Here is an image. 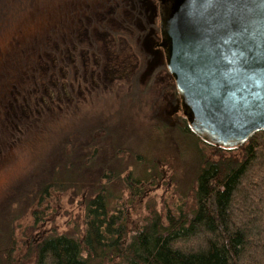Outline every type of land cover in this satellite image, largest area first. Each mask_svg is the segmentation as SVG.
Returning a JSON list of instances; mask_svg holds the SVG:
<instances>
[{"label":"rangeland","instance_id":"obj_1","mask_svg":"<svg viewBox=\"0 0 264 264\" xmlns=\"http://www.w3.org/2000/svg\"><path fill=\"white\" fill-rule=\"evenodd\" d=\"M117 1L13 0L9 17L0 16V229L21 213L31 189L49 177L68 176L63 164L72 160L75 145L93 142L127 151L136 175L137 167L143 170L151 158L165 171L158 184L150 180L120 202L117 210L127 219L129 236L153 214L166 216L189 203L185 195L191 193L193 177L188 171L199 163L196 141L182 129L188 121L174 82L161 78L166 71L157 67L145 76L161 38L159 7L148 0L151 25L145 38L131 27L135 18L121 11ZM137 17L143 27V16ZM99 74L117 80L107 86ZM21 94L23 100L17 99ZM201 145L205 156L213 158L215 149ZM49 191L53 197L15 221L24 252L15 254L18 264L33 263L24 260L36 237L32 226L47 235L81 237L85 231L83 197L69 189Z\"/></svg>","mask_w":264,"mask_h":264},{"label":"trees","instance_id":"obj_2","mask_svg":"<svg viewBox=\"0 0 264 264\" xmlns=\"http://www.w3.org/2000/svg\"><path fill=\"white\" fill-rule=\"evenodd\" d=\"M11 1L0 0V16L9 17ZM117 2L121 11L129 10L131 20L141 7L148 6L151 14L148 0ZM137 23L131 27L138 32L141 25ZM16 97L24 98L23 94ZM14 121L21 123L19 115ZM181 126L196 141L199 154V163L188 171L193 177L191 193L185 195L189 203L166 216L153 214L138 233L129 236L127 219L117 210L120 202L135 190L141 192L150 180L158 184L165 171L151 158L143 170L137 167L136 175L127 151L106 150L95 142L75 145L70 151L72 160L63 164L70 170L68 176L49 177L31 189L23 198L21 213L0 229V264H18L15 254L24 252L19 248L15 221L26 218L33 205L42 206L53 197L51 188L69 189L83 197L85 231L81 237L47 235L41 227L32 226L36 237L24 255L32 264H264V131L236 150L208 144L215 150H211L213 158H207L201 150V144L207 143L188 123ZM182 167L186 175L187 164Z\"/></svg>","mask_w":264,"mask_h":264},{"label":"water","instance_id":"obj_3","mask_svg":"<svg viewBox=\"0 0 264 264\" xmlns=\"http://www.w3.org/2000/svg\"><path fill=\"white\" fill-rule=\"evenodd\" d=\"M161 47L193 132L233 149L264 131V0H157Z\"/></svg>","mask_w":264,"mask_h":264},{"label":"flooded vegetation","instance_id":"obj_4","mask_svg":"<svg viewBox=\"0 0 264 264\" xmlns=\"http://www.w3.org/2000/svg\"><path fill=\"white\" fill-rule=\"evenodd\" d=\"M156 3H157V5H158V7H159V9H160V6H159V3L157 2V0H154ZM160 12V11H159ZM148 9H146V8H144V7H141L140 8V10H139V12H138V16H143V20H144V24H143V27H138V32H137V34H144V36H145V38L148 36V34L146 33V30L147 29H149L150 28V25H151V21H150V17L148 16ZM137 15H132L133 16V18H135V23H137L138 22V17H137ZM160 17V16H159ZM136 28V27H135ZM135 31V30H134ZM136 32V31H135ZM159 32H160V36H161V26L159 27ZM145 38L143 39V40H145ZM157 38H158V36H157ZM159 39V38H158ZM161 44H162V38H160V42H158V41H156L155 42V47H156V51H154V55H156V57L155 58H153V61L151 60V66L148 68V71H147V73H146V77H150V72L152 71V69L154 68H159L160 69V71H166V73H165V75H162V77L161 78H165L166 79V77L167 78H170V82L172 83V85H173V82H174V84H175V81H174V79H173V77H172V75L170 74V72H169V70H168V67H167V62H166V58H165V54H164V50H163V48L161 47ZM160 52H162V54L160 53ZM157 53V54H156ZM160 55H163V57L161 56V57H159ZM158 56V57H157ZM164 58V59H163ZM135 70V69H134ZM102 72V71H101ZM135 72V71H134ZM94 74H95V72H93ZM136 74V73H135ZM108 76H106V75H103L102 76V74H99V79L102 81V82H104V84L105 85H107L108 86V84L107 83H109V84H111L112 82H114L115 80H117L116 79V76H113L112 78H107ZM173 81V82H172ZM173 88V87H172ZM174 88H175V97H176V100H178L177 99V97L179 98V95H178V92H177V89H176V84H175V86H174ZM173 88V89H174ZM179 100H180V98H179ZM180 107H181V100H180ZM22 118V117H21ZM21 118H20V120H21Z\"/></svg>","mask_w":264,"mask_h":264}]
</instances>
